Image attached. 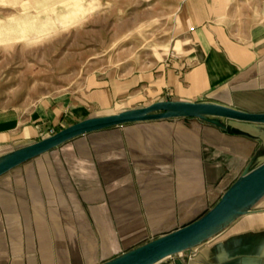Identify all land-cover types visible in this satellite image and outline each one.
<instances>
[{"label": "crops", "instance_id": "1", "mask_svg": "<svg viewBox=\"0 0 264 264\" xmlns=\"http://www.w3.org/2000/svg\"><path fill=\"white\" fill-rule=\"evenodd\" d=\"M174 51L128 76L27 109L0 106V156L86 118L166 100L264 112V0H182ZM149 120L77 136L0 176V264H101L211 208L254 157L264 126ZM264 264V197L181 255L157 264Z\"/></svg>", "mask_w": 264, "mask_h": 264}, {"label": "rangeland", "instance_id": "2", "mask_svg": "<svg viewBox=\"0 0 264 264\" xmlns=\"http://www.w3.org/2000/svg\"><path fill=\"white\" fill-rule=\"evenodd\" d=\"M181 2L0 0V106L29 110L78 93L90 75L157 67L177 43Z\"/></svg>", "mask_w": 264, "mask_h": 264}, {"label": "water", "instance_id": "3", "mask_svg": "<svg viewBox=\"0 0 264 264\" xmlns=\"http://www.w3.org/2000/svg\"><path fill=\"white\" fill-rule=\"evenodd\" d=\"M197 118L222 129L250 135L233 124L264 126V112L251 113L207 101L166 100L146 107L99 115L74 123L40 141L0 156V176L21 163L41 155L60 144L87 133L149 120ZM264 197V157L251 163L223 192L218 201L191 222L163 233L101 264H157L181 255L210 239L235 219L249 213ZM175 264H183L180 259Z\"/></svg>", "mask_w": 264, "mask_h": 264}, {"label": "bare ground", "instance_id": "4", "mask_svg": "<svg viewBox=\"0 0 264 264\" xmlns=\"http://www.w3.org/2000/svg\"><path fill=\"white\" fill-rule=\"evenodd\" d=\"M121 29H122L121 27H120V28H119V26L117 27V31H118V30H121Z\"/></svg>", "mask_w": 264, "mask_h": 264}]
</instances>
